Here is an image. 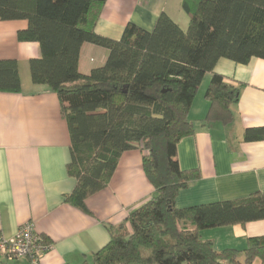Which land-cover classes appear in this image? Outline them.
Returning a JSON list of instances; mask_svg holds the SVG:
<instances>
[{
	"label": "trees",
	"instance_id": "trees-1",
	"mask_svg": "<svg viewBox=\"0 0 264 264\" xmlns=\"http://www.w3.org/2000/svg\"><path fill=\"white\" fill-rule=\"evenodd\" d=\"M109 0H0V21H26L20 42H34L41 56L30 63L32 81L55 92L71 137L68 173L76 180L65 203L90 214L86 201L106 189L124 152L142 147L153 196L127 224L109 227L110 242L83 264H253L264 260V239L239 251L217 252L204 230L264 220V194L178 209L180 191L201 178L178 162V144L194 134L191 106L205 79L207 121H233L241 89L214 73L221 59L246 65L264 60V0H183L190 18L183 30L162 13L152 31L129 24L120 40L96 34ZM108 50L100 68L79 71L84 44ZM21 91L18 62L0 61V93ZM244 140L264 141V127ZM46 251L52 242L41 237Z\"/></svg>",
	"mask_w": 264,
	"mask_h": 264
},
{
	"label": "crops",
	"instance_id": "crops-1",
	"mask_svg": "<svg viewBox=\"0 0 264 264\" xmlns=\"http://www.w3.org/2000/svg\"><path fill=\"white\" fill-rule=\"evenodd\" d=\"M182 4L183 0H109L95 32L118 41L129 24L152 31L162 13L187 30L190 18ZM27 28L26 21H0V61H17L21 80L19 93H0V234L11 241L21 227L32 224L34 232L52 245L36 262L31 257L11 261L0 256V264L92 263L110 242L109 227L128 225L129 215L154 194L143 168L145 151L138 146L122 154L108 187L87 199L90 214L65 203L76 187L68 173L70 131L58 95L32 81L30 63L41 52L37 43L18 40V33ZM108 56V50L84 44L80 73L88 75L104 66ZM214 73L240 87L239 101L232 107L231 123L206 122V92L212 79L206 75L189 113L194 134L178 144L180 167L200 171L201 178L180 191L178 209L264 194V141L244 140L248 129L264 127V60L253 58L241 65L221 59ZM200 235L219 253L239 251L238 262L243 263L249 240L264 239V220ZM253 264L264 260L256 258Z\"/></svg>",
	"mask_w": 264,
	"mask_h": 264
},
{
	"label": "built area",
	"instance_id": "built-area-1",
	"mask_svg": "<svg viewBox=\"0 0 264 264\" xmlns=\"http://www.w3.org/2000/svg\"><path fill=\"white\" fill-rule=\"evenodd\" d=\"M44 249L46 248L42 246L41 238L34 232L32 224L21 227L11 241L5 240L0 234V256L11 261L31 257L36 262Z\"/></svg>",
	"mask_w": 264,
	"mask_h": 264
},
{
	"label": "rangeland",
	"instance_id": "rangeland-1",
	"mask_svg": "<svg viewBox=\"0 0 264 264\" xmlns=\"http://www.w3.org/2000/svg\"><path fill=\"white\" fill-rule=\"evenodd\" d=\"M206 81H207V80H205V82H206ZM205 82H204V83H205Z\"/></svg>",
	"mask_w": 264,
	"mask_h": 264
}]
</instances>
